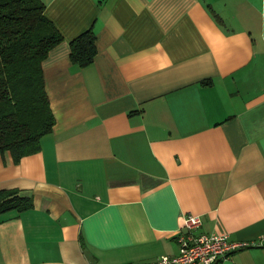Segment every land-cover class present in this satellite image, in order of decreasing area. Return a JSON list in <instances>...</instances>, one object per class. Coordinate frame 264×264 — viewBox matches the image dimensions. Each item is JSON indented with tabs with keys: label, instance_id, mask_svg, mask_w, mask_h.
<instances>
[{
	"label": "crops",
	"instance_id": "crops-1",
	"mask_svg": "<svg viewBox=\"0 0 264 264\" xmlns=\"http://www.w3.org/2000/svg\"><path fill=\"white\" fill-rule=\"evenodd\" d=\"M62 34L42 60L40 149L0 153V264H137L200 232L264 234V0H42ZM91 25L96 51L72 62ZM204 78H209L206 83ZM215 264H264V244Z\"/></svg>",
	"mask_w": 264,
	"mask_h": 264
},
{
	"label": "trees",
	"instance_id": "trees-1",
	"mask_svg": "<svg viewBox=\"0 0 264 264\" xmlns=\"http://www.w3.org/2000/svg\"><path fill=\"white\" fill-rule=\"evenodd\" d=\"M43 10L42 0H0V153L8 150L14 162L38 151L40 138L54 123L42 60L62 34ZM94 41L91 25L71 37V61L89 63L96 51ZM31 207L30 194L16 187L0 188V221L6 212Z\"/></svg>",
	"mask_w": 264,
	"mask_h": 264
},
{
	"label": "built area",
	"instance_id": "built-area-1",
	"mask_svg": "<svg viewBox=\"0 0 264 264\" xmlns=\"http://www.w3.org/2000/svg\"><path fill=\"white\" fill-rule=\"evenodd\" d=\"M200 222V215L188 213L176 232L177 252L160 254L154 260L137 264H215L236 248L264 244V234L250 241L234 240L225 231H198Z\"/></svg>",
	"mask_w": 264,
	"mask_h": 264
},
{
	"label": "water",
	"instance_id": "water-1",
	"mask_svg": "<svg viewBox=\"0 0 264 264\" xmlns=\"http://www.w3.org/2000/svg\"><path fill=\"white\" fill-rule=\"evenodd\" d=\"M243 247H245V246H243ZM240 248H242V247L236 248V249H234V250H238V249H240ZM234 250H232V251H234ZM232 251H230V252H232Z\"/></svg>",
	"mask_w": 264,
	"mask_h": 264
},
{
	"label": "rangeland",
	"instance_id": "rangeland-1",
	"mask_svg": "<svg viewBox=\"0 0 264 264\" xmlns=\"http://www.w3.org/2000/svg\"><path fill=\"white\" fill-rule=\"evenodd\" d=\"M263 16H264V14H263ZM263 33H264V29H263Z\"/></svg>",
	"mask_w": 264,
	"mask_h": 264
}]
</instances>
